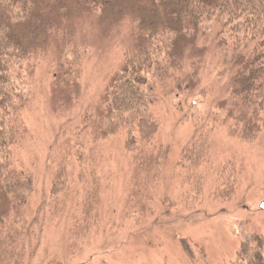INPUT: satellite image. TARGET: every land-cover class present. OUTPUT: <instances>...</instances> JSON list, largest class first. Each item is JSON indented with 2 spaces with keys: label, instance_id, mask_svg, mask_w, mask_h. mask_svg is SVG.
<instances>
[{
  "label": "rangeland",
  "instance_id": "374dc122",
  "mask_svg": "<svg viewBox=\"0 0 264 264\" xmlns=\"http://www.w3.org/2000/svg\"><path fill=\"white\" fill-rule=\"evenodd\" d=\"M133 1L111 0L110 8L101 4L98 12L64 19L29 76L22 77L30 97L23 114L29 134L16 161L34 178L22 214L24 235L33 234L26 264H194L181 241L205 261L198 264H229L241 232L264 238V135L243 142L229 106L222 108L233 73L221 65L215 37L193 41L185 50L183 70L187 75L197 60V82L182 95L163 97L154 111V142L164 150L157 176L153 170L149 178L139 174L123 136L102 138L96 121L86 118L100 106L132 46L140 15L131 13L139 3ZM72 52L81 54L79 62ZM200 131L207 142L206 151L201 147L205 164L195 170L182 157ZM63 165L68 182L52 195L56 169ZM92 171L99 209L87 229L75 231L76 240L73 216ZM2 196L0 187V208L7 200Z\"/></svg>",
  "mask_w": 264,
  "mask_h": 264
},
{
  "label": "trees",
  "instance_id": "16d2710c",
  "mask_svg": "<svg viewBox=\"0 0 264 264\" xmlns=\"http://www.w3.org/2000/svg\"><path fill=\"white\" fill-rule=\"evenodd\" d=\"M136 1L139 3L130 8L134 15L140 14L134 24L132 46L126 50L122 69L105 91L100 106L86 117L96 121L101 137L121 134L136 171L149 178L153 170L157 176L164 150L154 142L159 132L154 111L163 97L182 95L197 82L201 71L198 61L191 63L185 75L183 58L193 41L208 37H215L220 63L233 73V88L222 108L229 106V116L234 117L243 142L253 143L263 137L264 0ZM101 4L104 8L112 6L111 0H0V187L1 195L7 198L0 208V264H26V245L33 237L29 232L24 235L27 221L22 214L29 204L34 178L16 161L17 150L29 134L23 114L30 97L22 77L29 76L32 63L60 33L59 24L64 19L84 10L98 12ZM139 4L142 8L137 12ZM71 54L74 63L80 61V53ZM204 132H197L182 157L195 170L205 164ZM56 170L52 195L59 194L69 179L65 165ZM94 173L88 172L91 179L73 216L71 230L76 240L79 235L75 231L87 229L99 209V183ZM240 235L235 257L228 263L264 264V238L248 231ZM180 244L190 263L205 262L197 260L198 255L186 241Z\"/></svg>",
  "mask_w": 264,
  "mask_h": 264
},
{
  "label": "water",
  "instance_id": "95a60500",
  "mask_svg": "<svg viewBox=\"0 0 264 264\" xmlns=\"http://www.w3.org/2000/svg\"><path fill=\"white\" fill-rule=\"evenodd\" d=\"M262 208H264V205L262 206Z\"/></svg>",
  "mask_w": 264,
  "mask_h": 264
}]
</instances>
